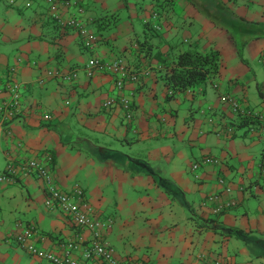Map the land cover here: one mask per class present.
Masks as SVG:
<instances>
[{"label": "crops", "instance_id": "0c3cea01", "mask_svg": "<svg viewBox=\"0 0 264 264\" xmlns=\"http://www.w3.org/2000/svg\"><path fill=\"white\" fill-rule=\"evenodd\" d=\"M37 5L0 8V82L13 73L25 88L13 137L0 131V171L13 158L39 159L64 192L80 184L85 202L114 219L104 241L120 260L264 264V137L221 101L232 95L264 117V0H92L84 21L98 38L93 50L76 33L51 27ZM157 13L163 29L154 34L144 21L155 22ZM135 20L145 26L143 38ZM186 49L220 51V75L173 95L168 78ZM92 57L144 74L118 92L110 74L88 76ZM57 71L78 78L48 75ZM123 97L131 108L105 107ZM8 98L0 86V112ZM225 126L231 137L218 136ZM204 157L219 165L193 171ZM18 180L0 184V264H48L13 241L18 223L35 226L40 248L58 255L64 240L90 237L61 210L46 208L39 178ZM215 194L234 205L216 214L220 202L207 201Z\"/></svg>", "mask_w": 264, "mask_h": 264}, {"label": "built area", "instance_id": "2783aa9c", "mask_svg": "<svg viewBox=\"0 0 264 264\" xmlns=\"http://www.w3.org/2000/svg\"><path fill=\"white\" fill-rule=\"evenodd\" d=\"M48 4V14L51 18L56 20L60 26L69 27L78 31L80 36L85 40L86 46L89 49H93L97 38L94 34L85 29V17L88 12V5L92 0H46ZM8 6L16 7L19 4L27 7L32 6L37 0H0ZM153 21L158 20V16L153 17ZM87 74L92 77L94 72L110 74L113 78V85L118 92L123 91L127 84L137 83L140 81V71H133L128 68L122 61H103L100 58L92 57L87 64ZM13 72V70H12ZM147 74V73H146ZM48 75L53 78L63 79L67 82L75 81L78 78L76 71L70 73L62 72H49ZM7 80V81H6ZM43 84V81H40ZM0 86L8 92L9 102L3 104L0 112L1 124L0 131L3 132L7 138L13 137L11 126L15 120L17 110L19 109V103L21 95L25 90L24 86L17 82L13 73L5 80L0 82ZM217 87V85H213ZM221 101L227 104L231 108L233 114L244 119L250 126L252 132H260L264 137V117L254 113L252 110L243 108L241 103L235 99L232 95H224L221 97ZM115 104L129 109L131 106V100L128 97H123L119 100V103L115 99L108 100L105 104L106 108H111ZM47 120L51 119V116L45 117ZM258 125V127L256 126ZM257 127V129H255ZM250 130V129H249ZM224 131V132H223ZM234 133V129L225 126V129H221L217 134L220 136L231 137ZM50 161V157L47 158ZM219 160L212 157H204L201 161L192 165L193 171H198L202 166H218ZM261 174L264 175V164L261 167ZM36 176L43 182V190L45 192V206L49 210H61L65 213L69 219L73 222L76 228L90 233V237L85 239L84 237L77 236L74 239H70L61 248L62 255H58L52 252H44L38 248L36 239L39 236V232L33 225H26L24 223H18V233L14 236V242L16 245L25 249L33 256H37L51 264H138L128 260H120L115 254L114 249L108 246L104 241V237L111 230L114 225V219L110 217H104L98 214L95 209L85 202V191L80 184L75 185L71 193L64 192L60 189L56 183L54 174L48 170L41 160L39 159H22L17 157L16 159H10L6 169L0 173V184L3 185H15L21 177ZM219 184L225 187L226 193H231V188L225 186L224 179H219ZM208 202H220L214 212L220 214L225 212L228 208L233 206L231 203H222L221 195H211L207 197ZM207 202V203H208ZM206 256L201 254L200 258ZM211 264H229L225 260L218 258L211 262Z\"/></svg>", "mask_w": 264, "mask_h": 264}, {"label": "trees", "instance_id": "16d2710c", "mask_svg": "<svg viewBox=\"0 0 264 264\" xmlns=\"http://www.w3.org/2000/svg\"><path fill=\"white\" fill-rule=\"evenodd\" d=\"M37 4H38V2H36L35 4H33L30 7H27V6L22 5V4H19L16 7H12V6H8V7L18 9V10L23 11V12L24 11H37L38 8L35 9V5L38 6ZM38 7H40V6H38ZM88 11H90V9H88ZM163 11L166 12V10H163ZM163 11H159V12H163ZM43 12H44L45 16H48L50 18L51 23H49V24L51 25V27L53 26L54 29H58V31H60L61 33H68V32L76 33L78 35V37H80V40H81L80 42L82 43L84 49L91 50V49L87 48L85 40L80 36V33L78 31H76V30L74 31V29L69 28V27L60 26L56 20H54L53 18L51 19L50 15L48 14L47 9L44 10V8H43ZM156 15L158 16V18L161 16L160 13L159 14L157 13ZM150 23H151L150 21H148V22L144 21L145 26L151 27L150 25H152L153 29L158 30L157 33L161 32V30L163 29V27L161 28V26L155 22H153L151 24ZM85 29L90 32L89 26L86 24H85ZM155 32L156 31H154L153 33L155 34ZM92 34H93V32H92ZM94 36L96 37L95 34H94ZM97 41H98V38H97ZM143 43L145 44V42H143ZM220 69H221V54H220V51H218L217 49H210L209 51H206V52L198 51L196 49H194V50H189V49L187 50L186 49L185 51L181 52L178 55V57L175 59L174 65L172 66L171 74L168 78V85L170 87L171 94L174 95L175 93H177L179 91L187 90L190 88L194 89V88L206 83L209 80H213V79L217 78L220 75ZM21 97H22V95H21ZM118 105H120V104H118ZM130 108H131V106H130ZM19 111H20L19 109L16 111L17 114L15 116V119H17V117L19 116V113H20ZM46 116H51V115L48 114ZM46 116H44L45 120H47L45 118ZM51 119H52V116H51ZM51 119H49V120H51ZM49 120H47V121H49ZM243 125H245V124H243ZM247 125H248V123H247ZM11 130H12V128H11ZM40 237L41 236L39 234L38 238L36 239L38 248L44 252H52V251H47V250L40 248V245L38 243L39 241H41V239H39ZM67 241L68 240H64L61 244H64ZM23 250L25 252H27L25 249H23ZM52 253H54V252H52ZM28 254H30V253H28ZM30 255L32 257L38 258L42 261H45V260H43L37 256H33L32 254H30ZM45 262H47V261H45ZM47 263L51 264L49 262H47Z\"/></svg>", "mask_w": 264, "mask_h": 264}, {"label": "rangeland", "instance_id": "374dc122", "mask_svg": "<svg viewBox=\"0 0 264 264\" xmlns=\"http://www.w3.org/2000/svg\"><path fill=\"white\" fill-rule=\"evenodd\" d=\"M37 2L38 3H40L43 7H44V10H46V9H48V4H47V1L46 0H37ZM1 4H0V8H1V11H2V13H4L5 11H6V9H5V7L7 6L8 7V5H6L5 3H3V2H0ZM14 9V8H13ZM90 9V8H89ZM159 11H163V10H159ZM89 12V11H88ZM52 19V18H51ZM158 21H160V17L158 18ZM135 27H136V32H138V34H139V38H143L142 37V33L143 34H145V26L143 25L142 26V23H140V21L139 20H135ZM152 33H153V31H156L155 32V34H158L157 32H158V30H155V29H153L152 27H150V29H149ZM229 30L230 31H232V29L231 28H229ZM160 33V32H159ZM4 160H2L1 162H0V168L4 165ZM3 172V170L2 171H0V173H2ZM1 185H3V184H1ZM107 217H109V216H107Z\"/></svg>", "mask_w": 264, "mask_h": 264}]
</instances>
